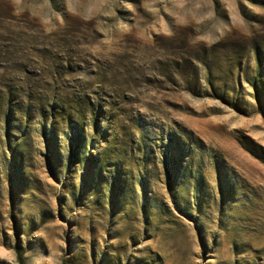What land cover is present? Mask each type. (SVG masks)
I'll list each match as a JSON object with an SVG mask.
<instances>
[{
	"label": "rangeland",
	"instance_id": "rangeland-1",
	"mask_svg": "<svg viewBox=\"0 0 264 264\" xmlns=\"http://www.w3.org/2000/svg\"><path fill=\"white\" fill-rule=\"evenodd\" d=\"M0 264H264V0H0Z\"/></svg>",
	"mask_w": 264,
	"mask_h": 264
}]
</instances>
